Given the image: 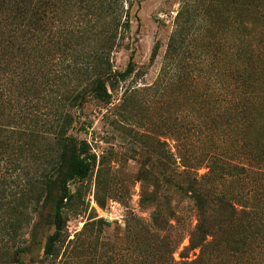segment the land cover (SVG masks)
<instances>
[{"label":"rangeland","instance_id":"obj_1","mask_svg":"<svg viewBox=\"0 0 264 264\" xmlns=\"http://www.w3.org/2000/svg\"><path fill=\"white\" fill-rule=\"evenodd\" d=\"M235 1L238 0H121L122 21L128 18L130 26L118 29L111 62L114 69L123 71L133 59L135 69L115 89L109 87L112 98L108 104L90 98L75 111L70 132L79 140H87L96 161L89 176L69 183L74 199L65 209L67 222L56 245V256L44 253L46 237L54 231L49 223L52 206L45 208L42 219L32 208L37 190L26 184L29 175L46 168L53 135L22 132L30 125L29 129H41L45 120H29L32 112L26 105L28 101L24 104L21 87L11 83L12 91L5 94L14 107L1 102L0 134L8 136L19 149L13 156L17 165L0 163V181L7 179L13 193L28 190L29 205L10 216L22 223L31 218L17 232L14 242L16 247L29 245V250L20 255L25 264H146L143 251L150 237L143 224L151 220L154 206L141 202L140 169L156 173L167 169L172 176L174 164L159 161L169 151L180 170L189 168L180 178L175 177L185 184L186 176L200 178L208 171L210 153H223L244 162L240 160L247 154L243 151L244 141L236 138L237 129L232 124L240 118L236 114L237 102L259 109L264 104L261 90L255 85L251 87L254 94L248 96L239 78L240 73L251 71L252 59L257 56L250 50L264 52V45L256 48L255 38L258 33L264 34V22H254L250 17L246 26L242 25ZM69 13L76 15L73 22L79 28L85 24L77 11ZM173 37L177 51L171 53L169 43ZM155 43H159L158 54L151 62ZM4 77H0V93L8 79ZM23 106L24 118L20 115ZM51 109V105L41 109L48 119L51 116L47 111ZM13 115H17L14 126L22 130L12 133ZM37 149H41L40 155ZM229 177L224 173L216 176L214 184L217 182L218 188L207 186L217 192L237 188L234 178ZM255 178L259 175L239 180L252 188ZM160 194L166 195H160V201L165 202L164 212L173 227L168 225L167 231L182 240L173 254L180 260V251L189 244V230L197 222L194 202L176 185L165 184ZM39 221V228L33 230ZM2 239L5 241L6 236L1 234L0 264L7 257ZM194 256L191 251L190 258ZM243 257L226 263L264 264V245L256 243Z\"/></svg>","mask_w":264,"mask_h":264},{"label":"trees","instance_id":"obj_2","mask_svg":"<svg viewBox=\"0 0 264 264\" xmlns=\"http://www.w3.org/2000/svg\"><path fill=\"white\" fill-rule=\"evenodd\" d=\"M236 2L242 25L246 26L250 17L254 22H264V0ZM123 6L121 0H0V77L8 78L0 93V107L5 103L14 107L5 94L12 91L11 83L21 87L23 102L28 101L26 105L32 112L29 120H45V123L39 130L29 129L31 125L22 130L14 126L17 115H13L11 132L22 130L27 135H53L46 168L26 178V184L37 190L38 197L32 208L42 219L45 208L52 206L49 223L54 231L46 237V255H58L56 245L67 222L65 209L74 199L69 183L89 176L96 161L87 140H79L70 132L76 119L75 111L90 98L108 104L112 98L109 87L115 89L117 83L127 79L135 69L133 59L123 71L114 69L111 62V53L118 44V29L130 26L128 18L122 21ZM69 11H77L76 14L86 20L85 24L79 28L73 22L76 15H70ZM90 35L98 37L91 39ZM263 35H256V48L264 45ZM175 41L174 37L170 40L171 53L177 51ZM158 49L159 43H155L151 62ZM250 51L257 55L252 59L251 71L240 73L239 78L248 96L254 94L251 87L256 85L264 98V52L254 48ZM237 103L236 114L240 118L238 125L232 126L237 129L236 138L244 141L243 151L247 154L240 159L244 162L223 153H210L206 163L208 171L200 178L186 176L185 184L175 177L189 172H186L189 168L180 170L169 151L163 153L159 161L174 164L172 176L167 169H161L160 173L140 169L141 202L154 206L151 220L143 224L145 234L150 237L143 251L146 264H227V261L237 262L235 258H244L256 243L264 245V104L259 109L254 104L251 107L250 103ZM47 105L52 106L51 111H47L50 119L41 110ZM24 108H20L23 118ZM2 136L0 134V163L10 161L15 166L17 162L13 156L19 147L15 148L8 136ZM41 152L37 149L39 155ZM223 173L234 178L237 188L222 192L210 189L208 184L218 188L214 180ZM252 174L259 178H255L256 183L249 188L239 178ZM165 184L176 185L186 192L196 210L197 222L189 230V244L180 251V260L173 254L181 244V237L167 231L172 226L164 212L165 202L160 201V195L166 197L160 194ZM10 194L13 197L9 198ZM29 201L28 190L13 193L7 179L0 181V235L6 236L5 241L2 239V248L7 252L1 264H25L20 255L29 250V245L16 247L14 242L17 232L30 223L31 218L22 223L10 216L22 212ZM104 205L105 201L101 203ZM172 213L171 209L168 216ZM39 226L40 221L33 225V230ZM191 251L195 255L193 258H190Z\"/></svg>","mask_w":264,"mask_h":264}]
</instances>
